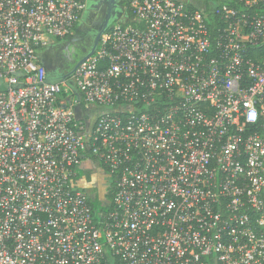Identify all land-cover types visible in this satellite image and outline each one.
Masks as SVG:
<instances>
[{
  "label": "built area",
  "instance_id": "2783aa9c",
  "mask_svg": "<svg viewBox=\"0 0 264 264\" xmlns=\"http://www.w3.org/2000/svg\"><path fill=\"white\" fill-rule=\"evenodd\" d=\"M123 1L48 84L85 0H0V264H264V0Z\"/></svg>",
  "mask_w": 264,
  "mask_h": 264
},
{
  "label": "flooded vegetation",
  "instance_id": "af4514ba",
  "mask_svg": "<svg viewBox=\"0 0 264 264\" xmlns=\"http://www.w3.org/2000/svg\"><path fill=\"white\" fill-rule=\"evenodd\" d=\"M119 12L120 16L125 13L123 0H85V7L80 22L75 28V33L67 38L65 43L56 47L55 59H48L46 56L39 57V62L44 67L46 74L49 71L55 78H64L74 69L78 60L93 49L96 38L104 26L107 27L100 35L98 43L101 36L118 21H115V18ZM97 175L99 179L97 182L100 184L98 191L100 194L103 193L104 198L107 199L109 182L101 179V174H95V176Z\"/></svg>",
  "mask_w": 264,
  "mask_h": 264
},
{
  "label": "water",
  "instance_id": "95a60500",
  "mask_svg": "<svg viewBox=\"0 0 264 264\" xmlns=\"http://www.w3.org/2000/svg\"><path fill=\"white\" fill-rule=\"evenodd\" d=\"M121 15V13L119 12L118 14H117V17L115 18V21H117V22H122L123 21V19L126 17V15H122V16H120ZM107 27V26H106ZM106 27L104 26V29L100 32V34L98 35V37L96 38V41H95V44H94V46H93V49L89 52V53H87L86 55H84V56H82L79 60H78V62H77V64L75 65V67H74V69L81 63V62H83L86 58H88L89 56H91L94 52H95V50H96V46H97V44H98V39H99V37H100V35L105 31V29H106ZM74 69L72 70V71H70L64 78H55V76L53 75V74H51L49 71H48V74H47V77H46V83H48V84H54V83H58V82H61V81H65L66 79H68L72 74H73V71H74ZM71 86V85H70ZM71 88H72V90H73V92H75V94L77 95V93H76V91H75V88H73L72 86H71ZM78 96V95H77ZM76 112L78 113L79 112V105L78 106H76Z\"/></svg>",
  "mask_w": 264,
  "mask_h": 264
},
{
  "label": "rangeland",
  "instance_id": "374dc122",
  "mask_svg": "<svg viewBox=\"0 0 264 264\" xmlns=\"http://www.w3.org/2000/svg\"><path fill=\"white\" fill-rule=\"evenodd\" d=\"M78 173L80 174V177L84 176L85 173L81 172L80 170H77ZM91 178L89 179V183H83L81 186L86 187V188H93V190H86V192L90 195H95L96 192H98V187L100 184L97 182L99 181L98 175L95 176L94 174H91ZM95 176V177H94ZM92 205L97 208L98 207V201L97 200H91Z\"/></svg>",
  "mask_w": 264,
  "mask_h": 264
},
{
  "label": "crops",
  "instance_id": "0c3cea01",
  "mask_svg": "<svg viewBox=\"0 0 264 264\" xmlns=\"http://www.w3.org/2000/svg\"><path fill=\"white\" fill-rule=\"evenodd\" d=\"M63 43H65V40L57 41V42H54L53 44H49L47 47H45L39 51V57L40 56H46L48 59L54 60L55 59L54 55L56 54L55 50L57 49L56 47H59Z\"/></svg>",
  "mask_w": 264,
  "mask_h": 264
},
{
  "label": "trees",
  "instance_id": "16d2710c",
  "mask_svg": "<svg viewBox=\"0 0 264 264\" xmlns=\"http://www.w3.org/2000/svg\"><path fill=\"white\" fill-rule=\"evenodd\" d=\"M225 1H227L228 2V0H225ZM226 2V3H227ZM222 3H224V1H222V2H220L219 4H222ZM231 5H233V4H231ZM204 6H205V10L206 11H210V9H211V6L207 3V1H205V4H204ZM125 7V2L123 1V8ZM128 16V21L127 22H131L130 20H131V16L128 14L127 15ZM216 21H215V19H212V28H214L215 26H217L216 24H214ZM111 193H112V189H109V197H108V199L110 200V198H111Z\"/></svg>",
  "mask_w": 264,
  "mask_h": 264
}]
</instances>
